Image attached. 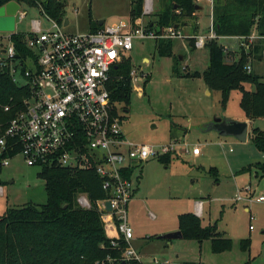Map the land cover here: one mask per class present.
<instances>
[{
    "label": "rangeland",
    "instance_id": "374dc122",
    "mask_svg": "<svg viewBox=\"0 0 264 264\" xmlns=\"http://www.w3.org/2000/svg\"><path fill=\"white\" fill-rule=\"evenodd\" d=\"M34 1L35 5L23 2L18 5L19 12H25L26 16L19 19L15 15L13 31L0 30V44L6 45L5 38L12 32L24 35L30 30L32 20H38L42 30L50 28L41 10L45 0ZM133 1L64 0V19L69 25L63 31L83 33L99 21H104L105 25L127 21ZM153 1L154 11L145 15L143 0V24L156 23L158 15L170 7L169 0ZM194 2L203 9L198 13L202 16L200 28L206 34L211 25V0ZM194 22L191 20L189 26L181 27L187 38L173 40L170 57L158 56L156 41L151 39L134 40L132 50L124 54L137 76L131 82L129 105L117 103L119 111L125 114L121 125L124 135L132 142L149 145L174 141L178 151L169 154L168 165L157 158L134 165L131 178L136 192L127 207L128 223L133 231L132 246L140 253L144 264H151L153 259L161 264H264V202L233 201L237 189L247 185L254 191V198L264 196L261 169L253 167L250 173L238 174L250 165H264V154L250 140L240 142L234 137L206 131L215 118L238 121L244 113L239 107V91H231L223 106L221 93L206 85L202 74L209 66L208 49H192L189 45ZM217 41L225 49L226 63L236 61L242 49L250 52L251 71L264 81V41L258 53H253L252 44L239 47L234 40L220 38ZM194 73L200 76H190ZM253 89L252 85L244 84L245 91ZM252 127L264 131V119L256 120ZM194 147L200 150L198 156L191 154ZM210 169H216L217 177L209 174ZM39 172V167H28L19 157L2 167L0 216L9 208L45 204L44 182L38 178ZM197 203L202 206L200 215L203 209L202 226L216 225L217 231L231 240L230 251L214 254L210 241L174 239L169 246L158 239L177 229L180 214H195ZM243 240L250 241L246 251L240 248Z\"/></svg>",
    "mask_w": 264,
    "mask_h": 264
},
{
    "label": "built area",
    "instance_id": "2783aa9c",
    "mask_svg": "<svg viewBox=\"0 0 264 264\" xmlns=\"http://www.w3.org/2000/svg\"><path fill=\"white\" fill-rule=\"evenodd\" d=\"M214 1L211 0L212 5ZM151 11L152 1L145 0L144 14ZM42 13L50 28L42 30L38 20L31 21L30 32L23 40L28 51L25 55L17 56L11 34L5 38L6 45L0 44V72L26 90L21 107L15 109L0 136V154H5L1 167L19 157L26 166L40 170L53 166L72 171L92 168L107 195L97 201L101 219L115 224L124 243L118 256H107L97 264H144L132 246L133 231L128 223L127 207L136 192L131 178L133 168L150 158L176 152L177 143L149 145L126 138L121 126L125 114L110 101L108 83L111 71L127 60L124 54L132 50L134 40L157 42L187 36L177 27L151 29L141 18L104 24L96 31L67 34L63 31L64 20L58 23ZM15 15L22 19L26 13L18 10ZM218 38L212 23L206 34L190 37L197 49ZM241 39L242 46L247 47L264 38L250 35ZM246 69L251 70L250 66ZM129 77L130 82L136 80L135 71L131 70ZM3 111H11L10 106H4ZM191 154L198 156L199 148L194 147ZM129 170L132 172L127 176ZM253 194L250 185L241 187L233 201L264 202V196L254 198ZM77 202L81 208H89L86 196H79ZM106 202L111 205L110 212L105 211ZM200 205L196 204L197 215ZM252 229L250 225L249 230ZM111 247L118 248L119 242L112 241ZM151 264L161 263L153 259Z\"/></svg>",
    "mask_w": 264,
    "mask_h": 264
},
{
    "label": "trees",
    "instance_id": "16d2710c",
    "mask_svg": "<svg viewBox=\"0 0 264 264\" xmlns=\"http://www.w3.org/2000/svg\"><path fill=\"white\" fill-rule=\"evenodd\" d=\"M35 5L34 0H0V7L9 2ZM170 7L158 15L156 23H148L151 29L159 30L168 27L189 26V21L196 20L194 0H169ZM143 0L132 2L129 18L135 20L142 16ZM64 0H45L41 10L58 23L64 20ZM212 25L219 38H247L252 32L264 38V0H215L212 5ZM101 26H90L96 31ZM192 35L198 34V26L193 23ZM24 35L11 34L17 56L28 51L23 43ZM264 39L255 41L250 46L253 53L262 50ZM173 40L162 39L155 44L160 57L172 55ZM247 44V40H246ZM190 48L194 49V40L189 39ZM254 47V49H253ZM205 48L209 52V66L202 77L209 89L221 93V103L226 105L231 91H239L241 99L239 107L245 117L255 122L264 119V81L247 71L250 52L241 51L239 58L231 63L225 62V49L217 40H210ZM129 60H125L111 71L108 83L110 101L129 105L131 94ZM190 76L199 77L194 73ZM244 84L254 87L253 91H245ZM26 97V90L12 83L6 73L0 72V136L9 119L20 108ZM4 106H10L8 112ZM249 140L255 148L264 154V131L251 127ZM5 154H0L1 161ZM157 160L168 165L170 155L161 156ZM259 168L264 174V165L242 168L238 174L250 173L251 168ZM132 171L127 172L130 174ZM209 174L217 177L216 169ZM38 178L44 182L46 202L41 206L27 204L20 208L6 209L0 216V264H97L107 256H118L119 248L124 243L120 240L113 223H104L97 208V201L107 195L102 190V180L92 168L87 170H68L60 167H43ZM86 196L89 208H81L77 198ZM178 230L182 239L187 241H210L211 252L220 254L231 250L232 242L217 231L216 225L202 226L201 219L192 213L180 214L177 218ZM112 230L116 237L108 236ZM119 242L118 248L111 247V242ZM250 241L240 242L243 251L249 249ZM132 264H138L133 262ZM165 264V263H162ZM169 264V263H167ZM194 264V263H189ZM248 264V263H246Z\"/></svg>",
    "mask_w": 264,
    "mask_h": 264
},
{
    "label": "water",
    "instance_id": "95a60500",
    "mask_svg": "<svg viewBox=\"0 0 264 264\" xmlns=\"http://www.w3.org/2000/svg\"><path fill=\"white\" fill-rule=\"evenodd\" d=\"M18 5L15 2H9L4 6L0 7V30L4 31H13L14 29V16L18 11ZM202 8L198 5L195 6V10L199 11ZM68 20L64 19L63 26H68ZM99 26L103 25V21H99ZM1 53H4V50H1ZM180 60H183V57H180ZM206 131L216 132L221 137H234L240 142H246L248 134V123L234 121L232 119L226 118H215L211 123L206 127ZM105 211H111V205L109 202L105 203ZM159 240H163L168 245H171V241L174 239H182L180 231H175L171 233L164 234L158 237Z\"/></svg>",
    "mask_w": 264,
    "mask_h": 264
},
{
    "label": "crops",
    "instance_id": "0c3cea01",
    "mask_svg": "<svg viewBox=\"0 0 264 264\" xmlns=\"http://www.w3.org/2000/svg\"><path fill=\"white\" fill-rule=\"evenodd\" d=\"M152 1V7H153V11H154V1L153 0H151ZM197 5V4H196ZM202 8V7H201ZM201 10H203V9H201ZM210 13H212V9H211V11H210ZM201 14L200 13H198V11H196V14H195V18H196V20H195V22H194V24H196L197 26H198V32H199V34H204V32H205V30L204 29H201L200 28V22L202 21V19H201ZM141 18V17H140ZM143 20H144V18H143ZM89 23H90V21H89ZM97 23H99V22H97ZM153 23V22H152ZM151 23V26L153 25ZM211 23H212V18H211ZM103 25H104V21H103ZM209 29V28H208ZM91 29H90V26H89V31H90ZM30 32V30L28 31V32H26V33H24V35L25 34H28ZM10 34H15V32H12V33H10ZM9 34V35H10ZM251 35H253V36H257V34H256V32H252V34ZM218 39H220V38H218ZM223 39H227V40H234V41H236V43L238 44V46L240 47H243L242 46V44H243V39H241V38H238V37H231V38H223ZM257 40H259V39H257ZM257 40H254L253 42H255V41H257ZM3 45V44H2ZM226 47V46H225ZM226 50H228L227 49V47H226ZM236 52V51H235ZM143 61H146V59L144 58L143 59ZM229 119H231V118H229ZM234 121H236V120H234ZM243 121H245V122H247L248 123V130H249V132H250V130H251V127L253 126V124H254V122L252 121V120H249V119H247L246 117H245V115L241 118V119H238V122H243ZM250 134V133H249ZM249 134H248V137H247V140H249ZM246 140V141H247ZM239 175H243V174H239ZM201 208H202V206H201ZM248 210V209H247ZM202 214L201 215H197L196 213L194 214V215H196L198 218H202V216H203V209H202V212H201ZM193 214V213H192ZM253 230V229H252ZM252 230H250V231H252ZM175 231H179L178 230V227H177V229L176 230H173L172 232H175ZM107 234H108V236H110V237H116V234L112 231V230H109L108 232H107ZM171 245H172V242H171ZM134 248V247H133ZM135 249V248H134ZM136 250V249H135ZM137 251V250H136ZM139 255H140V253L139 252H137ZM140 257H141V255H140ZM186 263V262H185Z\"/></svg>",
    "mask_w": 264,
    "mask_h": 264
}]
</instances>
